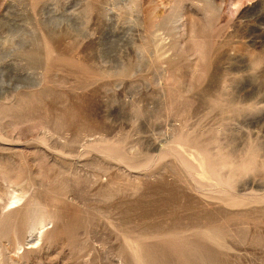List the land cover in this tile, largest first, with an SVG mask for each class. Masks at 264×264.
<instances>
[{"label":"rangeland","instance_id":"obj_1","mask_svg":"<svg viewBox=\"0 0 264 264\" xmlns=\"http://www.w3.org/2000/svg\"><path fill=\"white\" fill-rule=\"evenodd\" d=\"M55 2L0 0V264H264V0Z\"/></svg>","mask_w":264,"mask_h":264},{"label":"bare ground","instance_id":"obj_2","mask_svg":"<svg viewBox=\"0 0 264 264\" xmlns=\"http://www.w3.org/2000/svg\"><path fill=\"white\" fill-rule=\"evenodd\" d=\"M174 22H176V20L172 21V23H174ZM181 130L182 129H180L179 131H181ZM51 135H53V134H51ZM183 135L186 136L185 134H183ZM191 140H193V142H195L196 144H198L197 142H200L199 140H196V138L191 139ZM196 144H195V146H196ZM177 145H179V146H176L178 149L184 148L183 143H177ZM195 148L197 149V147H195ZM191 149H193V148L190 147V150ZM203 152H207V151L205 150ZM204 154L206 157H204V158L202 157L201 159H199L203 162L202 164H199V171H198V175L201 178L207 179V178H216L217 177L220 180H227L228 182H230L231 178L234 180V179L239 178L243 175V171H240L241 167H244V165H246V167H248L247 164H248L249 160H242L239 164H235L236 161H235V159L233 160V155L229 154L227 156V154L223 150V148H220V147L216 148L215 153H211L210 155H208V153H204ZM139 252H138L137 248L134 249V251L132 252V256L134 257L135 261L138 264H146L145 260L142 259L143 258L142 254ZM148 255H150V254H148Z\"/></svg>","mask_w":264,"mask_h":264},{"label":"clouds","instance_id":"obj_3","mask_svg":"<svg viewBox=\"0 0 264 264\" xmlns=\"http://www.w3.org/2000/svg\"><path fill=\"white\" fill-rule=\"evenodd\" d=\"M53 7L55 10H58L59 9V3H58V0L57 2H55L53 4ZM213 14V9L211 7L207 8L205 11H204V18L206 21H208L210 18H211V15ZM50 23H54L55 24V27H56V31H59V30H62L64 28H69L73 31L74 30V26L72 25V23L70 22L69 19L63 17V16H55V17H52ZM14 47H17V48H21L22 46L21 45H15L14 44Z\"/></svg>","mask_w":264,"mask_h":264}]
</instances>
